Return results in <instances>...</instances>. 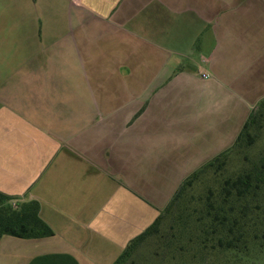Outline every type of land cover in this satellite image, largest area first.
<instances>
[{"label":"crops","instance_id":"1","mask_svg":"<svg viewBox=\"0 0 264 264\" xmlns=\"http://www.w3.org/2000/svg\"><path fill=\"white\" fill-rule=\"evenodd\" d=\"M42 1L0 0V192L36 200L54 235L2 236L0 264H114L264 98L234 89L219 55L234 32L260 60L264 0ZM227 94L245 112L210 148L205 115ZM149 176L167 188L146 194Z\"/></svg>","mask_w":264,"mask_h":264},{"label":"rangeland","instance_id":"2","mask_svg":"<svg viewBox=\"0 0 264 264\" xmlns=\"http://www.w3.org/2000/svg\"><path fill=\"white\" fill-rule=\"evenodd\" d=\"M52 1L55 11L63 9L62 0ZM38 4L42 7L44 3L38 0ZM249 17H254L253 12L248 15ZM235 28L232 26L231 30L235 31ZM263 35L261 33L255 36L258 43L255 55L260 58L259 61L252 57L251 47L245 46L240 54L236 52L234 48L239 46L237 43H244L246 39L240 42V35L234 32L225 39L227 47H222V52L219 53L225 62V74L231 77L230 84L237 91H244V96L252 101L257 98L255 96L259 92L264 91V82L261 83L264 79ZM248 37L249 34H245L244 38ZM215 94H218V90ZM220 98L222 96L218 97L219 102L216 100L215 108L210 109L204 119L208 124L214 122V129L217 130L209 134L210 148L221 144L216 136V133L221 132L220 128L224 125V129L229 128L231 134L245 112L235 96L227 94L224 101ZM256 105L247 113L248 118L253 113L255 118V123H252L247 131L250 137H246L240 146L231 150L225 158L224 165H220L219 168V165H216L201 172L193 185L186 188L182 200L176 202L172 211L165 214L158 233L139 242L128 255H125L120 264H264V98ZM235 142L236 139L230 148ZM194 151L192 148V152ZM175 154L186 155L185 151L179 150ZM248 172L253 175L249 192L240 197L237 190L233 189L232 194L227 195L225 181ZM146 180V185L142 188L146 194L156 189L167 188L164 178L149 176ZM209 199L216 208L213 215L219 216V221L215 222L217 226L221 227L223 215L227 216L226 214L240 221V249L227 247L231 236L221 231L219 227L220 231L215 234L207 230L213 220L206 214ZM161 213L162 211H159L157 217ZM201 216L206 218L202 219ZM219 240H222L220 241L222 245H219Z\"/></svg>","mask_w":264,"mask_h":264},{"label":"trees","instance_id":"3","mask_svg":"<svg viewBox=\"0 0 264 264\" xmlns=\"http://www.w3.org/2000/svg\"><path fill=\"white\" fill-rule=\"evenodd\" d=\"M254 113L250 115L247 122L245 123L243 129L239 133L236 142L233 147L224 151L220 155L216 156L211 161L205 163L198 170L193 172L189 177L183 181L179 186L178 190L173 195L170 203L167 205L164 211L155 219V221L148 226L142 233L133 238L127 247L124 249L120 257L115 261L114 264H120L125 255H128L130 250L134 248L139 242L145 240L148 236L156 234L159 231V227L162 224V220L166 213H169L174 208L176 202L182 200V197L185 194L186 188L193 185V182L199 174L205 171L207 168L214 167L216 165H224L227 155L236 149L237 146H240L241 141H244L246 137H250L247 133L250 125L255 123ZM252 173H246L242 176H238L235 179H228L225 181V193L227 195L232 194V190H237V194L241 197L247 194L252 187ZM262 179V178H261ZM209 208L206 211V214L211 217V223L208 225L210 233L215 234L221 231L228 233L231 236V239L227 242V247L229 249H240V235H241V225L240 221L236 218H231V215H223V223H218L221 227L216 225V221H219V216L217 214L213 215V211L216 209L212 205L210 199L208 201ZM231 209V207L229 208ZM40 206L36 200H29L21 203H17L16 199L10 195L0 192V240L4 235H11L18 238L25 239H35V238H44L51 237L54 235L53 230L42 220L39 214ZM224 210V209H223ZM225 211V210H224ZM226 212V211H225ZM245 215V214H244ZM247 216V214H246ZM202 219H205V216H201ZM177 219V218H176ZM175 219V221H176ZM174 221V222H175ZM228 221V222H227ZM239 226V227H238ZM238 231L239 233H237ZM222 240H219V245H222ZM223 243V242H222ZM30 264H78L77 261L68 254H48L42 255L34 258Z\"/></svg>","mask_w":264,"mask_h":264},{"label":"built area","instance_id":"4","mask_svg":"<svg viewBox=\"0 0 264 264\" xmlns=\"http://www.w3.org/2000/svg\"><path fill=\"white\" fill-rule=\"evenodd\" d=\"M210 76V74H204L203 77L204 78H208Z\"/></svg>","mask_w":264,"mask_h":264}]
</instances>
